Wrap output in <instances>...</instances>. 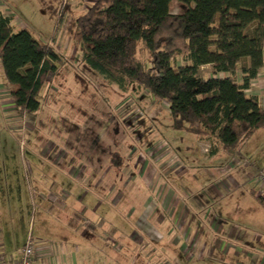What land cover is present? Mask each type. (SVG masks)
<instances>
[{"label": "rangeland", "instance_id": "rangeland-1", "mask_svg": "<svg viewBox=\"0 0 264 264\" xmlns=\"http://www.w3.org/2000/svg\"><path fill=\"white\" fill-rule=\"evenodd\" d=\"M63 1L0 0L15 30L59 56L37 110L15 107L0 67V264L29 236L66 264H263L264 206L250 192L260 195L264 129L210 157L172 128L166 103L81 63L67 12L53 42ZM184 8L173 0L169 13Z\"/></svg>", "mask_w": 264, "mask_h": 264}, {"label": "trees", "instance_id": "trees-1", "mask_svg": "<svg viewBox=\"0 0 264 264\" xmlns=\"http://www.w3.org/2000/svg\"><path fill=\"white\" fill-rule=\"evenodd\" d=\"M172 1L96 0L67 32L83 65L120 91L135 86L166 103L172 128L207 143L210 157L236 152L264 129L259 98L247 94L264 67V0H176L185 7L177 15ZM179 57L187 63L173 65ZM58 60L0 13V64L16 108H39ZM206 65L212 77L200 78Z\"/></svg>", "mask_w": 264, "mask_h": 264}, {"label": "crops", "instance_id": "crops-1", "mask_svg": "<svg viewBox=\"0 0 264 264\" xmlns=\"http://www.w3.org/2000/svg\"><path fill=\"white\" fill-rule=\"evenodd\" d=\"M87 1L94 2L96 0H69L68 5H66V12L67 14H69V17L70 18L72 17L74 19L80 16L79 15L80 13H84L87 9L86 8V3L88 4ZM0 13L4 14L7 17H10V15L7 14V12L5 13L0 10ZM53 16H55L54 13H53ZM0 67H1V64H0ZM205 67L208 68L211 66L206 65ZM247 94L252 95V96H257L259 98L261 107L264 109V67L261 73L258 75V78L256 79V81H254L253 84L251 85L250 90L247 91ZM0 237H3L1 233H0ZM1 248H2V244H0V249ZM50 253H51L50 248L45 247V245L42 242H38L36 246L35 264H62V262L63 264L67 263L66 261L68 258H64L63 256H56L57 254L50 258Z\"/></svg>", "mask_w": 264, "mask_h": 264}, {"label": "built area", "instance_id": "built-area-1", "mask_svg": "<svg viewBox=\"0 0 264 264\" xmlns=\"http://www.w3.org/2000/svg\"><path fill=\"white\" fill-rule=\"evenodd\" d=\"M63 2L64 3L62 5V9H61L62 11L60 12L59 20L57 23V30H56V35H55L56 38L54 37V40H53L54 43L60 38L61 29H63V28L65 29V27L67 28V22H68L66 19L67 14H66V11L64 10L65 6H66V4H65L66 0H64ZM65 20H66V22H65ZM255 182H256V186H259L260 196H262L264 198V170L260 171L257 174V176L255 178ZM36 246H37V243L32 239L31 236H29L27 238L24 246L21 248L20 260L15 262L14 264H35Z\"/></svg>", "mask_w": 264, "mask_h": 264}]
</instances>
